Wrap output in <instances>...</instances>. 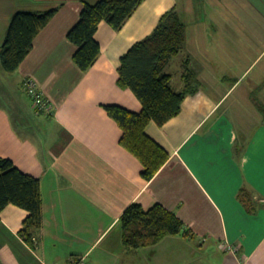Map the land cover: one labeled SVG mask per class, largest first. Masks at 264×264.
I'll return each instance as SVG.
<instances>
[{"label": "crops", "instance_id": "obj_1", "mask_svg": "<svg viewBox=\"0 0 264 264\" xmlns=\"http://www.w3.org/2000/svg\"><path fill=\"white\" fill-rule=\"evenodd\" d=\"M98 1L0 0V49L14 14L58 8L20 68L6 74L14 90L9 107L0 106V158L40 180L44 223L32 248L19 235L29 213L8 206L0 214V264H67L80 257L89 264H264V38L256 34L259 26L229 27L228 38L215 41L210 51L213 63L225 56L226 72L218 74L226 75L216 82L197 78L198 92L186 97L178 117L147 127L171 155L147 181L141 162L122 147L123 132L105 107L142 111L133 91L118 84L120 60L178 5L146 0L122 29L101 23L96 34L101 54L83 72L67 35L84 2ZM247 2L264 18V0ZM184 74L178 88L169 74L177 92L186 89ZM26 79L49 100L51 112L36 111L23 89ZM242 190L252 211L240 199ZM134 203L145 209L161 204L196 238L126 247L119 221Z\"/></svg>", "mask_w": 264, "mask_h": 264}, {"label": "trees", "instance_id": "obj_2", "mask_svg": "<svg viewBox=\"0 0 264 264\" xmlns=\"http://www.w3.org/2000/svg\"><path fill=\"white\" fill-rule=\"evenodd\" d=\"M146 0H99L96 4L84 2L79 21L67 37L76 45L75 64L87 72L101 54L96 39L101 23L116 31L137 12ZM58 8L45 12H17L13 15L5 41L0 49V59L7 73H15L34 48L40 32L57 14ZM187 40V28L177 7L166 12L154 32L135 43L122 56L118 84L130 89L142 103L140 113L111 105L105 109L121 128V145L143 165L142 177L151 181L170 160V153L147 133L151 123L162 127L178 117L186 97L198 92L199 84L193 73L184 74L186 89L177 92L172 87V77L165 72L170 60L182 52ZM241 201L250 211L251 200L245 190ZM10 205L26 210L29 215L19 232L32 248L43 227V199L40 180L20 171L9 159L0 158V214ZM123 242L128 248L138 249L159 244L167 237L194 240V231L178 215L161 204L145 209L132 204L119 221Z\"/></svg>", "mask_w": 264, "mask_h": 264}, {"label": "rangeland", "instance_id": "obj_3", "mask_svg": "<svg viewBox=\"0 0 264 264\" xmlns=\"http://www.w3.org/2000/svg\"><path fill=\"white\" fill-rule=\"evenodd\" d=\"M176 3L187 28V40L180 55L170 60L165 72L173 76V84L177 88L186 70L193 73L196 79L204 77L213 82H216V77L226 75L218 74L226 72L225 56L216 64L212 59L214 53L210 51L215 49L212 46L215 41L228 38L229 27L243 29L248 25L259 26L256 34L264 38V18L247 0H176ZM6 74L0 59V106L9 107V92L12 93L14 87L12 84L8 86L13 79L9 80ZM219 81L226 86L230 83Z\"/></svg>", "mask_w": 264, "mask_h": 264}, {"label": "built area", "instance_id": "obj_4", "mask_svg": "<svg viewBox=\"0 0 264 264\" xmlns=\"http://www.w3.org/2000/svg\"><path fill=\"white\" fill-rule=\"evenodd\" d=\"M23 89L28 97L32 100L34 108L37 112H51L52 106L42 92L38 90L37 85L31 79H26L23 83ZM237 248H230V251L237 252ZM67 264H89L85 257L76 258Z\"/></svg>", "mask_w": 264, "mask_h": 264}]
</instances>
